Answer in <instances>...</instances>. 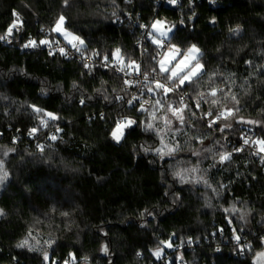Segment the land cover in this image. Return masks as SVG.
<instances>
[{"label": "trees", "instance_id": "16d2710c", "mask_svg": "<svg viewBox=\"0 0 264 264\" xmlns=\"http://www.w3.org/2000/svg\"><path fill=\"white\" fill-rule=\"evenodd\" d=\"M13 13L22 26L13 32L10 46L0 43V160L8 172L0 187V264H46L43 243L48 241H54L48 261L57 264L80 259L166 264L153 254L157 248L168 254V264H253L255 254L264 251V163L252 154L254 147L245 146L223 164L202 149L218 152L224 145L231 151L241 145L245 131L264 138V123L221 120L210 128L211 117L199 116L211 106L201 102L196 109L189 100L196 112L195 118L186 113L192 127L166 137L182 151L161 159L144 151L160 146L158 136L140 123L146 114L116 99L124 94L121 77L111 70L86 73L77 60L27 51L23 45L29 39H61L50 29L63 15L65 28L86 41L88 53L103 57L120 48L126 60L150 70L158 49L148 41L143 50L137 47L136 25L151 26L160 19L175 26L173 45L184 51L195 44L203 53L201 91L208 90L212 77L213 86L237 96L238 117L264 122V0H181L174 6L166 0H68L67 5L64 0H0V35L16 19ZM185 87L194 96L193 88ZM220 99L233 106L224 95ZM30 105L59 119L42 127ZM123 116L136 119L138 126L126 129L116 143L111 131ZM225 123L232 127L220 132L218 126ZM33 127L38 132L31 137ZM192 136L203 138V144ZM9 148L14 151L5 156ZM195 150L202 155H192ZM197 165L199 171L191 176H203L211 188L173 177L174 171ZM235 205L250 212L252 243L237 257L228 225L245 224L225 211ZM26 238L35 250L17 247Z\"/></svg>", "mask_w": 264, "mask_h": 264}, {"label": "snow or ice", "instance_id": "6c2138e0", "mask_svg": "<svg viewBox=\"0 0 264 264\" xmlns=\"http://www.w3.org/2000/svg\"><path fill=\"white\" fill-rule=\"evenodd\" d=\"M115 2V0H113ZM170 5H176L178 0H166ZM64 4H68V0H64ZM16 19L9 26L6 32L0 35V41H9V37L12 36L13 30H20L22 26V21L20 20L18 13H13ZM66 18L63 15H60L55 21L54 26L50 29L51 32L59 33L64 41L66 42L65 46H60V41H55V48H52L53 41L49 39H40L38 42L34 39H29L27 43L23 45L24 48L38 47L41 45H46L52 48L49 51V55H54L55 52H59L61 56L67 57L70 54V50L67 46H70V49L75 50L76 53H79L81 60L83 62V67L88 69L89 72L92 71L94 65L93 58L98 57L101 54L96 51H92L90 55L86 56L85 52L88 50L86 41L79 35H76L72 31H69L65 28ZM215 21H213L214 23ZM183 23V21H181ZM141 27H145L141 25ZM174 25L166 26V23L162 20L154 21L150 26V31L147 33V37L151 40V43L156 46L157 49L165 48V41H167L166 51L160 52L157 51L154 56L151 57V60L154 61V66L150 70H141V65L135 60L128 59L125 61L124 56L121 54V49L116 48L109 55H103L101 67L115 68L116 71L124 73L125 76L131 77L133 74L139 77V79H125L124 85L125 88L122 89L127 91L128 88L136 87L139 89V95L132 94L131 97L126 101V103L133 108L134 111H139L145 113L147 119L141 121L143 127L146 131H153L159 138L160 146L154 149H149L148 147L144 148V151L147 153L150 150L154 151L157 156L161 159L164 157H173L176 153L182 151V146L179 143H167L166 137L171 134L172 137H175L180 133L182 127H192V121L189 117L186 116V113L190 114L191 117H196V112L193 111L192 106L189 104V100L194 99L195 108L199 109L201 107V102L209 104L211 107L205 111L201 112L200 119H208L207 126L212 127L217 125L218 121L224 120H235L239 124H250V125H259L264 122L255 121V120H245L243 117H238L240 111L239 107L236 105L239 104V100L234 93H224L223 88L213 86L211 84L212 77H209V87L207 91L200 90V82L205 73V66L201 62L203 53L195 45H191L186 50L182 51L176 45L171 43L169 34L172 32ZM238 32L239 29L233 30ZM148 52V49H144V54ZM111 57V59H110ZM251 63V62H249ZM131 71H128V70ZM186 85L191 86L194 90V96H190ZM75 86V85H74ZM145 93L149 94L145 98ZM224 95L225 99H230L233 102L232 107H228L226 104L221 103L220 96ZM170 96H176L178 99L172 100ZM159 97V98H157ZM108 97L105 96V99ZM116 99H124L122 96H117ZM84 103V100L80 101ZM138 105V106H137ZM219 107H216L218 106ZM33 112L37 113L40 117L39 124L42 127H47L49 121H56L59 117L52 112L45 111L42 108H39L35 105H30ZM216 108V111L213 112L212 108ZM159 122V123H157ZM133 126H138V121L131 117L123 116L115 122V126L111 131V138L116 142L120 141L125 136V130L130 129ZM232 127L231 123H225L223 127L218 126L220 132H224L225 129H230ZM57 131H60L57 128ZM38 132L37 127H33L29 130L28 135L33 136ZM52 140H56L57 137L53 135ZM190 139H197L201 144H203V138L198 136H192ZM242 143L239 147H233L231 151L227 150L224 145H220L222 150L218 152H213L211 148H203V152H210L213 154V158L217 159L218 162L223 164L225 161H230L232 159L233 153L243 152L245 146L249 148H255V151L252 152L253 155L260 156V160L264 163V138H254L249 135H244L241 137ZM219 144V141H216ZM38 148H41L38 145ZM41 150H43L41 148ZM14 151V149H7L4 152V155L7 156L9 152ZM201 150H195L192 152V155L200 157L202 155ZM215 166V165H213ZM199 171V166H194L191 168H184L179 171L173 172V177L178 179L180 183H204L207 187L211 188L212 185L205 179L203 176H191L192 173H197ZM8 177V172L4 170V161L0 160V184H2ZM215 191V189H214ZM225 211L236 212L238 209L233 206L231 209H225ZM0 215H3V211L0 210ZM66 215V213H65ZM243 219V217H241ZM31 236V233H29ZM234 239L239 245L240 236L234 235ZM264 241V238H262ZM191 243V241H188ZM48 247H51L54 241L46 242ZM161 244L166 247H172L170 241H161ZM17 247H29V250H35L32 246L29 245V240L26 238L22 240ZM248 249H251V244L246 245ZM105 253L107 252V246H104L102 249ZM241 251L244 249L241 248ZM163 249L157 248L154 251V255L157 258H160ZM43 258L45 261L49 260V254L47 251L43 252ZM55 264V262H53ZM65 264H68L66 261ZM253 264H264V251L257 252L254 257Z\"/></svg>", "mask_w": 264, "mask_h": 264}, {"label": "built area", "instance_id": "2783aa9c", "mask_svg": "<svg viewBox=\"0 0 264 264\" xmlns=\"http://www.w3.org/2000/svg\"><path fill=\"white\" fill-rule=\"evenodd\" d=\"M164 1V0H163ZM158 2V1H157ZM181 4V0H178V3L176 5H180ZM130 19L132 18L131 15L128 16ZM141 25H144V24H141ZM141 25H136V27L139 28V32H140V36H139V39H138V43H137V47L141 50H143L144 48V45L146 44V42H151V40L147 37V33L150 31V26L148 25H144L145 27H141ZM15 31V29L13 30V32ZM9 41H0V43L2 45H5V46H10L12 44V36L9 37ZM50 40V39H49ZM50 41H53V44H52V48H55L56 45H55V41H60V46H65L66 42L63 40V39H58V38H55L53 40H50ZM38 42V41H37ZM68 49L70 50V54L69 56L67 57H64L62 56L63 58H65L66 60H77L81 66H82V69L84 72L86 73H92L94 72L95 70L99 69V70H102V71H108V70H111L113 71L117 76L121 77L123 80L125 79H139V77L135 76V74H133L131 77H127L124 75V73H121V72H118L115 70V68H109V67H101V63H102V57L101 56H98V57H94L93 58V61H94V67L92 69L91 72H89L88 69H85L83 67V62L81 60V57L79 55V53H76L75 50H72L70 49V46H67ZM52 48H50L49 46H46V45H41V46H38V47H30V48H24L25 50L27 51H38V50H42V51H45L48 55H49V51L52 50ZM166 48H167V41H165V48L163 49H158V51L160 52H163V51H166ZM55 55H59V52H55L54 55H50V56H55ZM85 55L88 56L90 55V53H88L87 51L85 52ZM111 59V57H110ZM125 61L127 62V60L125 59ZM128 71H131L130 69ZM125 88V87H124ZM132 94H137L139 95V89L136 88V87H132V88H128L127 91H124V94L121 95L124 99L122 100H119L120 102H125L131 97ZM149 94L145 93V98H147ZM127 104V103H126ZM127 106L129 108H132L131 106H129L127 104ZM138 106V105H137ZM139 112V111H138ZM141 113V112H140ZM142 114H145V113H142ZM243 135H249L251 136L250 134H248V132H244ZM32 137V136H31ZM253 137V136H252ZM225 141L228 142L229 141V138L226 137L225 138ZM254 151H255V148H254ZM256 157H260V156H257L255 155ZM263 219H264V216H263ZM220 237H223L224 236V230L223 229H220L218 231ZM228 234L230 236V239L232 240L233 244L235 245L237 251H235L234 255L235 257L237 256H244V253L246 250H248V248L246 247V245L248 244H251V247H252V243L249 239V234H248V230L241 227V228H237L233 223H229L228 225ZM234 235H238L240 236V241H239V245L237 243V241L234 239ZM243 248L244 250L241 251L240 249ZM169 257V256H168ZM165 262H166V258L164 259ZM68 262V264H88V260L87 259H80L79 261H76V260H66ZM65 261V262H66ZM54 262V261H53ZM65 262L61 263V264H65ZM170 262V259L168 262H166V264H168ZM58 262L55 261V264H57ZM46 264H53V263H50L49 261L46 262Z\"/></svg>", "mask_w": 264, "mask_h": 264}, {"label": "rangeland", "instance_id": "374dc122", "mask_svg": "<svg viewBox=\"0 0 264 264\" xmlns=\"http://www.w3.org/2000/svg\"><path fill=\"white\" fill-rule=\"evenodd\" d=\"M156 20H160V19H156ZM156 20H155V21H156ZM53 33H54L55 35L59 36L61 39H63V37H62L59 33H55V32H53ZM172 33H173V30H172V32L169 34V37L172 35ZM63 40H64V39H63ZM158 123H159V122H158ZM2 186H3V183L0 184V187H2ZM232 207H233V206H232ZM232 207H231V208H232ZM235 208L238 209V211H236V212H232L233 216L236 218V220H239V221H241V222H244L245 225H243V228L247 229V227L249 226L247 220H248V218H249L250 212H249L246 208H244V207H238V206L235 205ZM241 217H243V219H242ZM231 223H232V221H231ZM37 243H39V244L41 245L40 242H35V244H37ZM44 244H45V250H47V252H48V254H49V257H50V250H51L52 245H51V247H48V244H47V243H43V246H44ZM30 246H31V245H30ZM168 248H169V247H168ZM166 255H167V257H165ZM160 258H166V262H168L169 259H170V257H168V254H167L164 250L162 251ZM46 262H48V261H46ZM54 262H55V260H54ZM56 262H57V261H56Z\"/></svg>", "mask_w": 264, "mask_h": 264}, {"label": "water", "instance_id": "95a60500", "mask_svg": "<svg viewBox=\"0 0 264 264\" xmlns=\"http://www.w3.org/2000/svg\"><path fill=\"white\" fill-rule=\"evenodd\" d=\"M254 262V261H253Z\"/></svg>", "mask_w": 264, "mask_h": 264}]
</instances>
